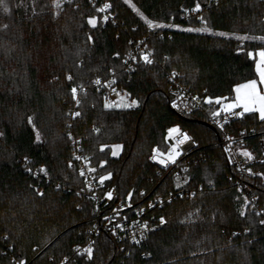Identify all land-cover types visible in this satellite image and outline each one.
<instances>
[{
    "label": "trees",
    "instance_id": "1",
    "mask_svg": "<svg viewBox=\"0 0 264 264\" xmlns=\"http://www.w3.org/2000/svg\"><path fill=\"white\" fill-rule=\"evenodd\" d=\"M96 1L111 4L115 22L102 21L91 0L64 1L61 11L53 0L0 4V264L7 263L6 245L30 264H48L49 258L70 256L71 246L86 239L93 203L75 192L83 182L69 167L68 120L90 164L100 176L112 174L106 182L115 184L120 195L162 193L171 186L169 176L159 182L163 172L151 154L166 149L167 129L174 125L196 141L189 173L192 185L203 184L195 195L155 209L167 222L153 227L140 245L124 242L119 249L101 232L94 237L91 260L74 255L68 264H264V225L252 210L244 216L235 210L234 189L226 180L230 170L213 144L216 133L205 113L176 114L167 92V73L174 70L213 112L218 105L206 103V97L231 98L235 85L254 77V59L247 52L264 48V41L241 42L236 36H264V0H132L150 19L180 25L169 30L149 29L122 0ZM197 2L211 32L183 30L204 26L196 15L181 17ZM93 15L95 28L87 23ZM129 39L146 43L157 62L138 60L125 71L122 56ZM111 71L116 83L139 101L137 106L105 108L102 92L88 86L91 78ZM69 74L72 81L66 79ZM73 86L86 87L76 105L79 117L68 116ZM237 124L264 130L256 113H245ZM116 144L122 147L114 157L110 146ZM102 145L109 147L101 151ZM22 156L29 158V167H44L48 181L25 171ZM255 168L264 173V163ZM249 181L264 210V175Z\"/></svg>",
    "mask_w": 264,
    "mask_h": 264
},
{
    "label": "built area",
    "instance_id": "2",
    "mask_svg": "<svg viewBox=\"0 0 264 264\" xmlns=\"http://www.w3.org/2000/svg\"><path fill=\"white\" fill-rule=\"evenodd\" d=\"M64 1L70 0H63V2ZM206 1L212 2L215 0ZM91 2L96 8H99L104 4L97 3L96 0H91ZM193 8L194 7L183 10L181 17L187 19L190 15H196L197 18H200V10L195 12L192 11ZM100 14L102 21H106L103 20L102 17L107 15V20H112L115 22L114 13L111 11V9H108ZM169 23L176 24L174 20H171L165 24ZM132 28L134 29V27ZM165 29L169 30L177 28ZM129 41L131 42V45L122 56L125 71H131L138 60L143 62V60L140 59L141 52L149 53L153 63L157 62L153 50L142 40L129 39ZM132 57H136V59H133ZM173 73H175V75H173ZM97 78H99L100 84L94 83ZM113 80L115 83L109 86L108 82ZM88 86L102 92L104 104L105 98H107L109 103L130 102L132 100L128 89L116 83V78L113 71L109 72V74L105 76L91 78ZM77 88L78 97L81 99V93L85 91L86 87L82 86L83 91H79L81 86H78ZM112 88H115L116 91L113 92ZM167 92L169 96L170 107L176 114L186 115L192 112L194 109L202 110L205 113L206 122L214 128L216 133V140L213 142V144L220 148L224 162L230 170L226 175V180L231 182L234 189L233 200L235 203V210L239 215L242 210L245 212V214L248 210H252L256 215L259 213L258 216L260 221L264 220V210L259 206L258 197L249 181L251 177L260 173V170L255 168V166L264 163V130H257L252 126H239L237 122L241 119V117L232 116L224 112H221L219 117H213L211 112H207L204 108L201 98L195 95L186 84L180 81L177 72L174 70L167 73ZM125 93L128 95L125 96ZM193 97L196 99H193ZM173 100L176 101L178 107L174 108L172 106ZM76 105V102L73 100V105L68 112L69 117H73L71 113L77 112ZM234 111L239 110L234 109ZM226 115L228 116L227 120H225ZM217 120H219V124L217 123ZM220 125H223V127ZM67 126L68 138L70 142L69 162L72 164L71 167L76 169L79 178L83 182V185L80 188L75 189V192L77 194L79 193L80 196L89 199L93 203V215L89 219L91 225L87 228L86 239L82 243H76L71 246L69 251L70 256L79 255L86 257V254H83L82 252L77 253L75 249L77 246H79L81 249L89 245L93 247L94 237L101 232H105L110 235L116 241V243L119 244V249H123L124 242L133 245H140L147 239L148 234L153 227L161 225V216L154 214L155 209L161 208L166 203L171 202L177 197H191L193 196V193L203 187L201 182L196 185L191 184V175L189 173V157L196 148V141L187 130L178 127L180 131L178 133H174L171 137L167 133L165 136L167 144L166 149L163 151L158 150V152L165 154L166 158V154L172 145L175 144L177 138H180L182 134H187L189 137H191L190 140L186 141L180 146L182 154L176 158L175 163L170 162L167 165H161L158 160L154 161L151 159L154 163L160 166L163 172L159 182L163 180L164 177L169 176L171 186L167 187L162 193L152 194L153 190L147 193L141 190L137 194H133L131 199H129L128 194L130 192L125 195H120L115 184L107 183L105 181L103 185H100V175H98L96 171H88L89 167L94 168L90 164L89 160L88 163H86L84 159H76L77 156L82 158L88 157L83 150L81 138L77 137L70 130L72 128L71 120H68ZM69 133H71V137H69ZM228 137H231L232 139L229 140L227 139ZM253 137L256 138L254 143H252L251 139ZM225 148L230 149V152H226ZM245 148L253 154V159L249 160L245 156L241 155V150ZM153 154L154 153L152 152L151 157ZM20 161L22 166L25 167V171L31 173V175L34 177L38 176L48 181V173H41L39 171L40 168H31L27 165L29 158L22 156ZM29 169H31V171H29ZM81 169H83L85 172L84 176L80 175ZM248 169H251V172H249ZM88 184L91 185V189H89ZM177 185H179V187ZM53 187L58 188L57 184H53ZM109 191L113 192L112 200H108L105 196V193ZM245 198L248 200L247 204L244 202ZM150 204L152 207H149ZM141 209H143V211H140ZM105 217L108 219H105ZM145 224L147 225L146 228L141 227ZM116 225H120V227L117 228ZM113 229H115V234H113ZM135 241L140 242L136 243ZM4 248L5 251L9 252L6 264H13L14 259H22L10 252V245H6ZM66 256L70 257L68 255ZM64 257L58 261H54L53 258H49L48 264H60ZM31 262L32 260H26V264H30Z\"/></svg>",
    "mask_w": 264,
    "mask_h": 264
},
{
    "label": "snow or ice",
    "instance_id": "3",
    "mask_svg": "<svg viewBox=\"0 0 264 264\" xmlns=\"http://www.w3.org/2000/svg\"><path fill=\"white\" fill-rule=\"evenodd\" d=\"M3 2H4V0H0V4H3ZM124 2H125V4L130 5V7L133 9V11H135L137 13V15L146 23V25L149 29L179 28L180 27V25H177V24H172V23L165 24V23H161V22H158L156 20L150 19L148 16L145 15V13L143 11H141L139 8H137V6L134 3H132V0H124ZM62 3H63V0H53V7L55 9L59 10L62 7ZM200 7H201L200 3L197 2L195 4V7L192 9V11L198 12L200 10ZM110 8H111V4L108 2H105L101 7L97 8L96 10H97V12L103 13ZM4 11L7 12L8 8L4 7ZM55 14L59 15V11H57ZM102 19L107 20L108 16L105 15L102 17ZM200 19L204 23L203 27H201V28H186L183 30L184 31L211 32L212 29L210 27H208L207 21L203 17H200ZM97 21H98V18L95 15L89 16L87 18V23L90 26H92L93 28L96 27ZM4 27L6 28L7 25H4ZM215 34L222 36V37L230 35L229 33H226V32H217ZM236 39L241 41V42L248 41V40L264 41V36H249V35L245 34V35H237ZM88 40L91 41L92 37L89 36ZM237 51L242 52V51H244V49L239 48V49H237ZM117 55H119V54L117 53ZM247 55L249 58H252L255 60V71H256V74L258 76V80L252 79V80H248L244 83L235 85L234 86L235 99L230 103L224 102L226 98L216 97L215 103L220 105V107L216 111L211 112V115L213 117H219L221 112L227 113V114L232 115V116H238V117H243L245 113H258L259 119L264 121V88L260 87V86H264V48H260V49H257L255 51L250 50L247 52ZM132 58L136 59V57H132ZM140 59H142L143 62L146 64H152L153 63L152 59L150 58V54L147 52H141ZM173 75H175V73H173ZM66 79L68 81H72L73 77H72V75L69 74L66 77ZM94 83L100 84L99 78H97L94 81ZM114 83H115L114 80L109 81L108 85L111 86ZM79 91H83L82 86L79 89ZM112 91L115 92L116 91L115 88H112ZM117 95H119V94H117ZM127 95L128 94L125 93V96H127ZM71 96H72V99L76 102V104L79 105L81 101L78 97V88L76 86H73L71 88ZM193 99H196V98L193 97ZM205 102L208 104H212L213 98L212 97H206ZM138 103H139V101L136 99H132L130 102L109 103L107 98H105L104 107L105 108H113V107L132 108V107L137 106ZM172 106L174 108L178 107L175 100L172 101ZM237 108L241 109V111H234V109H237ZM71 115L73 117H79L81 115V113L79 111H77V112L71 113ZM227 118H228V116L226 115L225 120H227ZM28 123L32 124L33 127L35 128L32 117H28ZM217 123L218 124L220 123L219 120H217ZM220 126L223 127V125H220ZM94 130L97 132L99 131V129H94ZM179 131H180V129L178 127H173V128L168 129V134L171 137L174 133H178ZM0 135H2V134H0ZM69 137H71V133H69ZM36 139H37V141H39L41 139L40 133L38 131L36 133ZM190 139H191V137H189L187 134H182L180 138L176 139L175 144H173L172 147L169 149L168 153L166 154V158H165V154L158 152L157 149H153L154 154L152 155L151 159L154 161L158 160V162L161 165H167L170 162L175 163L176 158L182 154L181 150H180V146L183 145L186 141H188ZM227 139L231 140L232 138L228 137ZM105 147H109V146L102 145L101 151H103ZM110 147L112 148L111 154H112V156L115 157L119 154V150L121 149L122 146L119 144H116V145H112ZM225 151L230 152V149L225 148ZM241 155L245 156L249 160L253 159V154L250 151H248L246 148L241 150ZM76 159H78V160L84 159L85 162L88 163V158H86V157L82 158V157L77 156ZM104 163H105L104 161H101V167H103ZM71 166H72V164H71V162H69V167H71ZM29 171H31V169H29ZM39 171L41 173L47 174V170L44 167H41L39 169ZM88 171L89 172H95L96 169L89 167ZM248 171L251 172V169H248ZM80 175L81 176L85 175V172L83 169H81ZM111 175L112 174L110 172L107 173L106 175H101L99 177L100 185H103L106 180H109L111 178ZM257 175H264V173H259ZM209 183H211V181H209ZM177 186L179 187V185H177ZM57 187H59V185H57ZM88 187H89V189H91L90 184H88ZM37 195L43 196L44 193L39 192L37 190ZM78 195H79V193H78ZM132 195L133 194L131 192L128 194L129 199H131ZM142 195H143V193H142ZM193 195H195V193H193ZM105 196L107 197L108 200H112L113 199V192L109 191V192L105 193ZM93 198H95V197H93ZM244 202H245V204L248 203L247 198H245ZM149 207H152V205L150 204ZM140 211H143V209H141ZM257 214L259 215V213H257ZM240 215L244 216L245 212L242 210L240 212ZM105 219H108V218L105 217ZM166 222L167 221H166L165 217L161 216L160 217V224L164 225V224H166ZM260 224L264 225V220H261ZM116 227L118 228V227H120V225H116ZM141 227L146 228L147 225L145 224V225H142ZM113 234H115V229H113ZM133 239L135 240L134 237H133ZM135 242L139 243L140 241H135ZM34 251H36V249H34ZM75 251L77 253L82 252L83 254H86V257L88 260H91L93 258L94 249L91 245L84 247L83 249H81L79 246H77ZM68 262H69V257L65 256L63 258V260H61L60 264H68ZM13 264H26V260L14 259Z\"/></svg>",
    "mask_w": 264,
    "mask_h": 264
},
{
    "label": "rangeland",
    "instance_id": "4",
    "mask_svg": "<svg viewBox=\"0 0 264 264\" xmlns=\"http://www.w3.org/2000/svg\"><path fill=\"white\" fill-rule=\"evenodd\" d=\"M123 2H124V0H122ZM125 3V2H124ZM133 3V2H132ZM126 6L127 7H129L132 11H133V9L130 7V5H128V4H126ZM57 10V9H56ZM61 10H63V7H61L60 9H59V11H61ZM135 14H137L135 11H133ZM139 17V16H138ZM140 18V17H139ZM141 19V18H140ZM186 28H201V27H197V26H188V27H186ZM257 49H260V47H258V48H256L255 50H257ZM255 50H251V51H255ZM254 72H255V76L254 77H251V78H247V79H245V80H242V81H240L238 84H241V83H244V82H246V81H248V80H252V79H257L258 80V76H257V74H256V71H255V60H254ZM261 88H264V86H260ZM222 98H225V97H222ZM235 99V92H234V90H233V93H232V96H231V98H228V97H226V99H225V103H230V102H232L233 100ZM213 103H215V98H213ZM216 104V103H215ZM218 105V104H217ZM220 107V105H218V108ZM217 108V109H218ZM216 109V110H217ZM239 111H241V109H239V108H237ZM257 115H258V117H259V114L258 113H256ZM173 127H179L178 125H174V126H171L170 128H173ZM170 128H168V129H170ZM168 129H167V133H168ZM153 152V151H152Z\"/></svg>",
    "mask_w": 264,
    "mask_h": 264
},
{
    "label": "water",
    "instance_id": "5",
    "mask_svg": "<svg viewBox=\"0 0 264 264\" xmlns=\"http://www.w3.org/2000/svg\"><path fill=\"white\" fill-rule=\"evenodd\" d=\"M206 124L208 125V126H210L207 122H206ZM213 130H214V128L212 127V126H210Z\"/></svg>",
    "mask_w": 264,
    "mask_h": 264
}]
</instances>
